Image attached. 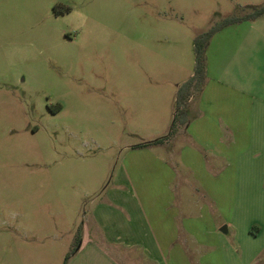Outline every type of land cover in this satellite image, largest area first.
Instances as JSON below:
<instances>
[{"label":"rangeland","instance_id":"rangeland-1","mask_svg":"<svg viewBox=\"0 0 264 264\" xmlns=\"http://www.w3.org/2000/svg\"><path fill=\"white\" fill-rule=\"evenodd\" d=\"M262 5L0 0V264H264V165L216 196L172 151L183 127L140 146L169 134L196 38Z\"/></svg>","mask_w":264,"mask_h":264},{"label":"crops","instance_id":"crops-1","mask_svg":"<svg viewBox=\"0 0 264 264\" xmlns=\"http://www.w3.org/2000/svg\"><path fill=\"white\" fill-rule=\"evenodd\" d=\"M260 20L262 17L246 21L249 27L243 36L245 22L232 25L231 30L237 32L235 40L224 36L225 29L220 31L223 43L216 47L218 34L213 37L210 53L214 60L208 62L206 86L191 99L190 123L180 130L188 142L183 141L193 148L188 147L187 153V145L178 144V151L172 150L185 155V167L208 181L204 189L210 195H220L218 181L233 185L241 165H264V30L259 29ZM209 154L214 158L212 166L207 163ZM171 228L174 230V224ZM161 231L159 243L171 249L176 243L173 234L168 229L167 234ZM215 255L216 251L200 264H212ZM188 264L198 263L190 259Z\"/></svg>","mask_w":264,"mask_h":264},{"label":"trees","instance_id":"trees-1","mask_svg":"<svg viewBox=\"0 0 264 264\" xmlns=\"http://www.w3.org/2000/svg\"><path fill=\"white\" fill-rule=\"evenodd\" d=\"M264 15V5L254 8L253 12L245 16L229 17L213 25L208 31L199 35L194 44L195 71L194 75L178 87L175 98L174 121L168 135L153 141L141 144V148H150L164 144L169 140L178 127H187L190 123L188 106L192 98L198 96L204 90L208 80L207 50L213 37L224 28L241 24L246 21H254ZM177 128V129H176ZM81 240V239H80Z\"/></svg>","mask_w":264,"mask_h":264},{"label":"clouds","instance_id":"clouds-1","mask_svg":"<svg viewBox=\"0 0 264 264\" xmlns=\"http://www.w3.org/2000/svg\"><path fill=\"white\" fill-rule=\"evenodd\" d=\"M77 17L81 18V24H74L73 25V30L74 31L79 30L80 27L82 26L83 22L86 21V19H87V17L85 16V14L82 13V12L81 13L74 12L69 19L72 20V19L77 18Z\"/></svg>","mask_w":264,"mask_h":264},{"label":"water","instance_id":"water-1","mask_svg":"<svg viewBox=\"0 0 264 264\" xmlns=\"http://www.w3.org/2000/svg\"><path fill=\"white\" fill-rule=\"evenodd\" d=\"M224 230H226V229L224 228Z\"/></svg>","mask_w":264,"mask_h":264}]
</instances>
